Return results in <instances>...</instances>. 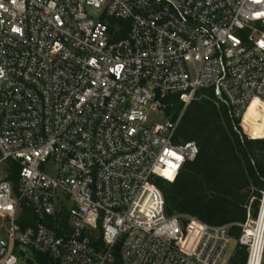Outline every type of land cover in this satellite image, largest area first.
Wrapping results in <instances>:
<instances>
[{"label":"built area","instance_id":"2783aa9c","mask_svg":"<svg viewBox=\"0 0 264 264\" xmlns=\"http://www.w3.org/2000/svg\"><path fill=\"white\" fill-rule=\"evenodd\" d=\"M201 90L249 138L264 0H0V264L26 250L49 264H113L115 251L119 264H229L231 224L168 215L154 182L198 154L165 98L186 107ZM237 225L244 264H264V181Z\"/></svg>","mask_w":264,"mask_h":264},{"label":"trees","instance_id":"16d2710c","mask_svg":"<svg viewBox=\"0 0 264 264\" xmlns=\"http://www.w3.org/2000/svg\"><path fill=\"white\" fill-rule=\"evenodd\" d=\"M206 90H201L202 94ZM164 102L166 115L181 117L177 127L178 137L194 141L198 154L187 161L172 181L155 178L154 182L164 198L168 215L187 214L211 225L231 224L234 239L229 264H244L245 249L236 242L242 223L249 212L255 215L260 190L264 181V164L254 157V150L264 147V139H249L240 132L228 107L204 96L192 100L186 107L176 96ZM245 130L255 138L264 131V110L257 102L251 103L242 121ZM7 178L16 184L17 169L8 161ZM18 222L25 227L34 222L31 209L23 205ZM113 264H119L115 251ZM37 264H49L46 256L34 253Z\"/></svg>","mask_w":264,"mask_h":264},{"label":"rangeland","instance_id":"374dc122","mask_svg":"<svg viewBox=\"0 0 264 264\" xmlns=\"http://www.w3.org/2000/svg\"><path fill=\"white\" fill-rule=\"evenodd\" d=\"M206 98H210L213 102H219L214 96L211 94L209 90L203 92ZM5 221L0 220V241L6 240L5 235ZM20 252V251H19ZM17 263L16 264H37L34 259V253L30 250H26L24 253H18Z\"/></svg>","mask_w":264,"mask_h":264},{"label":"crops","instance_id":"0c3cea01","mask_svg":"<svg viewBox=\"0 0 264 264\" xmlns=\"http://www.w3.org/2000/svg\"><path fill=\"white\" fill-rule=\"evenodd\" d=\"M247 136L249 138H255L253 136H251L248 132H247ZM264 137V131H263V136L260 138L262 139ZM254 157L257 160V162L259 161L260 163L264 164V147H258V149L254 150Z\"/></svg>","mask_w":264,"mask_h":264},{"label":"water","instance_id":"95a60500","mask_svg":"<svg viewBox=\"0 0 264 264\" xmlns=\"http://www.w3.org/2000/svg\"><path fill=\"white\" fill-rule=\"evenodd\" d=\"M7 250V242L0 241V259L3 258Z\"/></svg>","mask_w":264,"mask_h":264}]
</instances>
